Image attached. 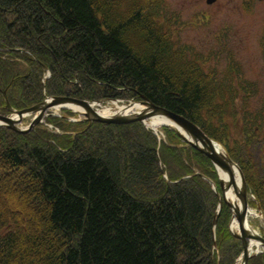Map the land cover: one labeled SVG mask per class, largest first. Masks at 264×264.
<instances>
[{
  "label": "trees",
  "instance_id": "trees-1",
  "mask_svg": "<svg viewBox=\"0 0 264 264\" xmlns=\"http://www.w3.org/2000/svg\"><path fill=\"white\" fill-rule=\"evenodd\" d=\"M176 19L163 0H0V112L2 92L17 110L46 96L143 95L218 141L264 215V176L242 159L264 111L243 110L230 67L205 69L210 53L173 38ZM54 120L61 132L0 127V264L234 263L241 243L225 204L213 229L218 200L200 174L218 176L205 155L168 128L159 140L141 122Z\"/></svg>",
  "mask_w": 264,
  "mask_h": 264
},
{
  "label": "water",
  "instance_id": "water-1",
  "mask_svg": "<svg viewBox=\"0 0 264 264\" xmlns=\"http://www.w3.org/2000/svg\"><path fill=\"white\" fill-rule=\"evenodd\" d=\"M101 100L100 102H102ZM65 103H73L83 107L87 112L84 114L87 120H94L104 123H128L130 121H141L144 122L145 119L151 117L155 114H160L166 117L168 120L172 121L174 124L177 125L176 128H172L180 137L181 139L186 142L188 145L198 149L200 152L205 154L210 161L213 163L215 167L219 166L222 169L229 170L231 166H235L238 170L240 181H241V189L237 190V196L240 199V207L238 210L233 209L235 213V218L239 224L240 233H234V236L241 240L242 247H243V260L241 264H246L249 258L248 255V241L250 240H257L261 246L264 247V237L260 234L256 233L255 231L251 232L245 224V215H246V208H247V187L243 177V174L239 167L225 154L222 152H218L214 150L213 145L216 144L212 139L204 134V132L193 122L188 120L186 117L179 113H175L169 111L163 107L156 106L152 104L148 99L144 96H141V100L139 103L136 102H129L128 104L124 105V107L133 108L137 104H142L147 106V110L138 112L132 116L126 115H118L113 117H104L99 115L95 110L92 109L90 103L86 100H80L72 97L66 96H54L51 97L49 100H44L39 104H36L30 108H26L23 110H14L12 109L9 104L7 103V109L12 112L11 115H4L0 114V126H6L16 132H28L34 125L41 121L45 111L50 107L56 105H63ZM29 113H33L34 117L27 128L21 129L16 124L21 120V118ZM170 127V126H168ZM171 128V127H170ZM220 186L223 192L228 190L230 184L224 185L222 180L220 179ZM233 185V181H231ZM235 187V185H234ZM227 205L232 208L233 204L225 201ZM219 206L221 207V200L219 199ZM215 223V220H214Z\"/></svg>",
  "mask_w": 264,
  "mask_h": 264
},
{
  "label": "flooded vegetation",
  "instance_id": "flooded-vegetation-1",
  "mask_svg": "<svg viewBox=\"0 0 264 264\" xmlns=\"http://www.w3.org/2000/svg\"><path fill=\"white\" fill-rule=\"evenodd\" d=\"M195 6L198 8L195 27L213 23L211 31L216 32L223 39L225 48L232 49L234 53L227 57V67L240 81L238 90L244 95L258 97L257 108L264 109V0H196ZM220 13L221 17L218 16ZM240 31L246 41L253 37L259 49L258 54L249 61L250 67L257 70L250 73L247 71L248 63L236 51L241 47H236L239 45L237 38ZM254 133L253 141L264 142V127L256 128Z\"/></svg>",
  "mask_w": 264,
  "mask_h": 264
},
{
  "label": "rangeland",
  "instance_id": "rangeland-1",
  "mask_svg": "<svg viewBox=\"0 0 264 264\" xmlns=\"http://www.w3.org/2000/svg\"><path fill=\"white\" fill-rule=\"evenodd\" d=\"M165 2L166 3L169 2V4L173 5L172 10H174V11H176V13H178L179 18L182 20V23H192L193 21H196L195 20L196 19L195 13L198 12V8L195 6L196 0H165ZM168 11H171V10L168 9ZM218 16L221 17L222 16L221 13ZM217 22L218 21H216V23ZM239 24H241V23H239ZM213 27H214L213 23H210V22L207 25L201 26V27H198V26L195 27L194 25H187L186 24L185 26L182 27V30H178L177 32H173V38L175 40H177L178 43L184 44V46H190L194 50H195V48L201 49V47L204 45L205 42L210 47H216V45L219 41L218 40L219 35L216 32L211 31ZM237 41H238L239 45H236V47L240 46V45H241V47L236 48V51H237L238 55L245 61V63H248L247 64L248 73H250L252 70H257V68H255V67H250V64H249L250 59L255 57L259 52L258 47L255 46L254 38L250 37L246 41V38H244L243 33L240 31L238 33ZM187 49H189V48H187ZM204 53H207V52H204ZM216 63H217L216 58L213 59L211 57L209 62H207V61L205 62V69H206L207 64L209 66H212V65L218 66V64H216ZM222 66H223V64H222ZM256 67H257V65H256ZM253 101L255 102L253 105L254 108H257V105L259 106V103L257 101H255V98L253 99ZM110 104H111V102L105 101L103 105L106 106V105H110ZM238 104L240 105V101H238ZM69 111L70 110L62 109V108H59L57 110L50 109L48 111V115L44 116V120L41 123V125H39V127H41V128L44 127L50 131L61 132L58 127H55L54 125L50 124L48 122V120L55 118L54 121H56V122L61 121L62 124L68 125V123L75 122V121H70V120L83 119V116H80L77 113L70 114ZM30 119H31V115L25 116L19 125L21 127L27 126ZM162 129H159L157 131V134L160 138H164V133H163L164 131ZM230 134L233 137L238 136L236 126L231 125ZM222 149L225 150L224 147H222ZM242 155H243V157H242L243 161L245 163H246V161H248L246 163L248 166L252 165L251 170L257 176L263 177L264 176V142L263 143H257L256 147L249 149L247 154H242ZM2 187L4 189H6V191H8L9 193L10 192L12 193V189H14V184L12 181H7L4 185H2ZM252 199L253 198H249V200H250L249 203H251V204H252V202H256V201H253ZM1 205L4 208L9 207L8 201L6 199L1 202ZM252 206H254L255 208L250 207V205H249V207L251 209L257 210L256 213L258 216H256V217H250L249 216L248 217L249 218L248 219L249 224L252 228H254L259 233L264 235V220H263V217L261 216V214L258 212L259 207L255 204H252ZM15 212H16V214H18V210ZM13 255L18 257L17 252H14Z\"/></svg>",
  "mask_w": 264,
  "mask_h": 264
},
{
  "label": "bare ground",
  "instance_id": "bare-ground-1",
  "mask_svg": "<svg viewBox=\"0 0 264 264\" xmlns=\"http://www.w3.org/2000/svg\"><path fill=\"white\" fill-rule=\"evenodd\" d=\"M67 107L71 108L72 110L76 111L80 116H83V113L85 112V109L79 106H76L74 104H66ZM51 109H59L58 106L52 107ZM98 109V113L102 116H117V115H126V116H132L137 114L138 112H142L147 110L148 108H146L143 105H137L134 108H128V107H122L119 106L118 103H116L115 101L112 102L110 105H102L101 103L99 104ZM145 125L148 128H151L155 131H158L159 129H161L163 124H167L170 125L172 127L177 128V125L174 124L172 121L168 120L166 117L162 116V115H152L151 117H149L148 119H146L145 121ZM214 150H217L218 152H222V149L217 146V145H213ZM218 173L220 178L222 179V182L224 185L229 184L231 181H233V184H235L236 189L239 190L241 187V181H240V177L238 174V171L236 169V167L231 166V168L229 170L226 169H222L221 167L218 166ZM236 190L233 189V187H230L229 190L225 191L224 197L226 200H228L229 202L233 203V208L238 210L240 207V201L238 199V196L236 194ZM247 214H246V225L248 227V229L250 231H253V229L251 228L249 221H248V217H256L258 216L256 211L251 209L250 207H248L247 209ZM238 223L233 219L231 224H230V228L233 232H238L239 227H238ZM257 248L259 247V242L257 240H250V251L254 252ZM241 263V256L239 257L237 264Z\"/></svg>",
  "mask_w": 264,
  "mask_h": 264
}]
</instances>
